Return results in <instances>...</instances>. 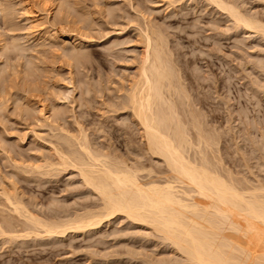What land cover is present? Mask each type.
<instances>
[{
  "label": "rangeland",
  "instance_id": "rangeland-1",
  "mask_svg": "<svg viewBox=\"0 0 264 264\" xmlns=\"http://www.w3.org/2000/svg\"><path fill=\"white\" fill-rule=\"evenodd\" d=\"M19 1L20 0H0V6L3 5L2 7H8L7 9H10V11L8 12L11 13V16L7 15L8 16V18L6 17L7 19H4L2 17V16H6L4 15V13L6 12H3L2 16L0 14V17L2 18V20L0 18V28L2 27L0 29V34H1L0 38L3 37L2 41L4 42L3 43L4 47H2L1 50L4 51V49H6V52H3L2 55H7L9 57L7 58L6 56H4V60H6L7 58L6 62H4L3 58L0 57V64L1 66L7 65V67L10 64L16 65V68L14 67L15 69L12 70L14 71V73L11 71V69L15 65H13L12 68L11 66H9L8 67L9 69L7 67L4 68L3 66V68L6 69L4 70L6 72H3L2 68H0V70L2 73L7 74L11 71L12 74H15V71L18 67L19 68L22 67L23 69L22 71H25V67H27V70H29V72L33 71L32 73L34 74V76L36 74V71L39 74H36L37 77L35 76L33 79L34 81H33L31 78L29 79L30 77L29 75L31 73L27 75L26 72L24 73L21 71V68L20 69L18 68L17 70L25 75L22 74V78H18L16 75L17 73H16L15 75L17 79H15L14 77L15 75H14L13 76L14 82H11L10 80H11L12 74H10L11 76H9V74L7 76H4L6 78L3 79V74L1 73L2 78L0 77V79L1 80L3 79L4 81L3 84L0 81L2 84V88L3 87L4 89L8 88L9 91L12 89L11 92L9 93L7 92L6 94V92L1 91L3 89H1V84H0V89H1L0 98L1 96L6 95V97L3 96V98L4 100L7 99V101L2 100L3 98L0 99V104L2 105V102H3V106H4V107L3 106L1 107L0 105V108H1V111H0V137H1L0 138L1 139L0 140L1 142L0 143L1 144L0 145V149H1L0 150V184L1 186L3 183L4 187H6L7 189H10V187L15 188L17 194L20 192L18 196L20 195L21 196L20 198H22L24 202L29 204L30 207L32 208L34 207L33 209L40 212V214L42 213V214L51 215L55 213H60L63 211V209L64 210L68 209L70 210L69 212H72L73 209L79 210L83 208L84 204H90L87 207L90 208V206H92L91 208H93V203H98V198L96 197V195L91 191L90 188L88 189V187L81 185V183L79 182L80 180H78L79 177L77 176L75 171H73L71 168L69 169L67 168V170L59 169L56 174L55 172L57 170L55 169L53 170L51 169L53 171V174H52L51 170L49 171L42 170L41 171L42 173L38 170L37 171L30 170L31 168L28 165L27 167L29 168L27 169L23 168L26 166L27 162H30V163L32 162L34 164L35 160L36 162L40 161L42 158V155H44L45 153L47 156L49 155V157H51L52 156L51 150L46 149L48 148L49 143L57 142L59 143V145L60 144L64 145L62 140H57V136H56L57 134L65 133V135L67 134L69 136V132H64V131L62 133L61 131L57 132L55 131V127H53L52 125L50 126L48 121H41L40 119L42 118L39 119L40 114L38 115L39 116L38 117L37 114L39 112L36 114V111H38V109H35V108L39 106L40 104H42L40 100H43L44 102L43 104L46 103L48 107H50L52 103H55L57 104V107H59L60 110L64 111L65 125L66 127L68 126V128L65 127V129L69 131L71 130L70 135L71 134L79 135V133L76 130L74 131L75 125L72 123L73 119H71V116L69 117L70 112H68L69 114H67V110L71 109V106H74V105L77 106L79 104V106L74 107V111L77 114L76 116H78L76 119L79 120V122L81 123L82 129H83V132L80 133L79 136L81 137V135L82 136L84 135L83 137L85 139V135H87L86 140L88 142L90 141L89 145L91 144L90 146L94 150H98V151L105 150L106 151L109 149L108 152L111 153L109 154L111 158L113 157L112 159L115 158L114 157L115 155H118L120 158L116 156L117 159L124 160L129 166L138 165L139 164L138 161L142 162L143 166L144 165L145 166L143 167L144 169L140 172V174H145L147 169L153 168L152 173H153V170L155 169L154 174H151V175H156L155 171L160 169V167L161 169L164 168L163 164L161 163L159 159L150 158L149 155H147L145 151L142 148H140L141 146L139 144L140 138H138L139 137L138 132L136 131L135 128L134 129L131 128L133 126L129 127V130H128V127L126 128V124H128V120L125 119V117H123L121 113L119 112L113 113L112 111H109V112H106L105 114H102L103 115L102 117V115L99 114L100 111L98 109L95 110L96 107L98 108V106L101 105V102L99 103L100 101L99 98H101V95H103L102 98L106 95L104 99H107L110 96V94L111 95L114 94V86L117 85L118 79L122 76L130 74L133 71L130 64L127 63L125 60L127 56H129L130 54H133L137 50L135 49V51L131 52L130 46L133 47V43H134L133 41L135 39L137 40V31L139 28L143 27L142 24H144V20L142 17H140L142 13V15L145 14V16L150 17L152 23L156 27H159L160 29H162V31H164V34L167 40V46L169 47L168 50H170V53L172 55L171 57L174 60L176 68L179 69L182 75L184 84L187 85V87L189 88L190 94L192 96L194 95L193 97L196 96L195 98H198L197 105L199 103L200 104L202 103L201 105L199 104L200 106H203L200 109H203V111L205 112L204 113L202 111L204 113L203 114L204 118L207 119L208 121V124H209L208 126H212V127L214 126L213 127L215 128L214 133L216 131L217 132L216 134L219 136V138L216 137L217 135L215 136L216 140H218L217 141L218 143L214 142L216 145L215 144L212 145L214 146V148L212 147V153L210 154V156L212 155L211 158H213L214 156L216 160L214 158L213 160L215 162L219 161L218 163H220L223 172H225L224 175L229 173L231 174L230 176H232L234 180L236 179L235 181H237L238 183H242V184L245 183V185H248V186L252 185V187L253 185L254 187L256 186L262 187L264 191V91L261 92L262 93L261 95L259 93L262 89L260 86L264 85L263 84L264 81H262L264 80V73L262 72V70L260 71L261 67L259 68V66L262 65V61H260L259 64L258 62H256L258 61L257 56H262L264 54V41L262 40L263 36L260 33H255V32L245 33V31H243V29L240 26L237 27L236 29L235 23L233 21L230 22L231 19H229L230 17L227 16L226 13L224 14L223 11H221L214 4L207 3L204 0L203 1H200V0H165V1L164 0H132V1L131 0H102V1L92 0L93 3L90 2L91 0H67L68 1L67 8L68 10L70 9L69 11L72 10V12L69 14L71 15L73 14L72 18L73 16H75L74 14H76V12L78 13V15L76 14L77 16H75L76 19L73 18L74 20L73 19L70 20L69 17H71V15L70 16L68 15L67 17L68 20H63L64 22L61 20V18L63 19V17L65 16L64 18L66 19L67 15L63 14V11L62 13L58 12V14L59 13L61 14L60 15L61 18L58 14H56L55 11H52L58 8L57 4L59 6L61 0H48L46 2H44V0H25L26 2L28 1L27 3H28V6L30 5L29 6L30 8L32 6L31 10L35 12V15L37 16L36 21H35L36 23L34 22L33 24H30V25H33L32 27L29 25L31 28L28 26L30 22H27V20H24L25 18H23L25 16L23 15L24 13L21 9L22 7L21 1L20 2ZM96 1L97 3L98 2L99 3L97 4ZM167 1L170 2V5H169V2ZM52 2H55L53 5V9L51 10V13H52L51 15L52 16L54 15V16L51 17V15H47V18L45 19L44 17L45 10L46 8H48V10H49V7L51 8V5L53 4ZM70 2H72L71 3L72 5H70L71 7L69 6ZM240 2H241L240 3L241 8L243 7L242 9L243 10L245 9L244 11L247 12V14L249 12V15L250 14L252 16L255 15L254 17L256 18L259 16L258 19H261L262 21H264L263 20L264 19V1L263 0L261 1L260 0L258 1L257 0H246V1L244 0ZM83 3H85V5ZM20 4H21V7L19 6ZM86 6L88 7L86 8ZM2 7H0V9L4 11ZM132 7L134 9V12H133V9H131ZM20 9L22 11V14L20 12ZM142 9H144L143 12L141 11ZM150 10H152V12ZM91 11L94 14L93 16L91 14L92 13ZM85 12H88V14ZM62 14H63V17H62ZM133 14H136V15L133 16ZM86 15L89 16L90 18L89 17L87 18ZM54 17L57 19H55ZM38 18L39 20L40 18L41 20H43V21L41 20L38 21V23L40 22V24L37 23ZM8 19L11 21V23L9 22ZM138 19L140 20V22L138 21ZM69 20L70 22L68 25L67 21ZM4 21L9 22L10 23L9 25L12 24L13 26H9L8 23L6 24L4 23ZM72 21L76 23L74 24ZM2 22L4 23V25ZM94 22H95V25H94ZM47 23L50 24L52 27L50 25H47ZM61 24L62 25L64 24L63 25L64 28L62 27ZM66 24L68 26L70 25L71 26L68 27ZM6 25L13 29L11 31L8 29L9 30L8 31L7 28H5L7 27ZM20 25L23 27L21 28ZM15 26L18 27L21 31L17 30ZM80 26L82 28L84 27L83 30L82 28H80ZM137 26H140V27H137ZM78 27L81 30H78L77 29ZM25 28H28V29H25ZM91 28L94 30H92ZM2 29H6V30H2ZM25 30H27V32ZM43 30L44 32L46 31L48 33H51L53 31L54 34H56V31H57V34H56L57 36H55L52 33L55 36V38L53 37L54 40H49V41H46L48 39L45 40L44 39L45 37H42V41L44 39L43 43L45 44V45H42L43 44L42 41L39 42L40 40L39 36L43 35L41 33L43 32ZM79 31H84V32H80V35L84 36L86 34L85 37L79 36ZM12 33L15 35L13 37L18 36L21 38V40L19 38L20 41L17 40L20 44L16 42L17 43L16 46L18 49L14 47L15 45L14 43H12L13 41H11L13 38ZM48 33H45V35ZM65 33L67 34V36H70L71 34V37H73L74 35V37L71 38V40L77 37L75 40H73L74 41L73 43L75 42L80 43L78 44L79 48L77 47L78 48L77 51L80 52L79 53L80 56H77L78 58L77 61L73 59L72 57L70 58L67 55H63L62 50L61 51L59 50L60 45H61L60 39L64 38L65 41H68L70 39V37L69 39L64 37L66 36ZM251 33L253 34L251 35ZM254 33L256 35H254ZM28 35L29 37H27ZM235 36L236 38H234ZM56 38L59 39L60 41V44H58L59 46L53 45V44L59 43ZM81 38H84L85 40L82 42L83 39ZM86 39H87V42H86ZM256 39L258 40L256 41ZM6 40L7 41L9 40V42H7ZM127 40L130 42H127ZM15 41L16 40H14V42ZM50 41H51V44H50ZM69 43L70 42H68L67 44L65 42L66 45L64 44V46L68 49H71L72 44L71 43L69 44ZM81 43H83L82 44L83 46L81 45ZM11 45H14L13 50H9V48L12 47ZM19 45L22 48L25 46L27 51L24 50L25 48L21 49ZM38 45L40 46V48ZM108 45L109 46L111 45L110 48L108 47ZM6 46H8L9 48H7ZM42 46L45 48H42ZM125 46L128 50L124 49ZM53 48L56 50V52H57L56 48H58V53L55 52L54 54L53 52H51L52 50H54ZM46 49H49V51ZM21 50H24L25 52H27V54ZM38 50L40 51V53L42 51V55L39 53ZM43 50L44 51L46 50V51L43 52ZM118 50H121V51H118ZM9 51L10 53L11 52L12 53L11 54L8 53ZM47 51L50 55L47 53ZM43 53L45 54L44 55L45 57L43 56ZM17 54H18V58L16 56ZM37 54H39L40 56ZM249 54L251 56H249ZM82 55L84 56V58ZM33 56L35 57L36 60H39L40 62H42L44 58L46 59V60L44 59V61L42 62V65L44 66V68L43 67L41 68L42 65L39 61H34L35 59ZM38 56L41 59H38ZM66 57L69 59V61ZM10 58L13 61H16L15 58L18 59L19 60L18 62H20L19 66L17 67L18 64H16V62H11L12 60H10ZM32 58L34 61L33 63L36 62L37 66L29 62V61L32 62ZM62 58H64L65 60ZM66 59L68 63L66 62ZM8 60H10L11 63L8 62ZM79 60H82V62ZM45 61H47V63ZM49 61L51 63H48ZM77 62L80 63L81 66ZM4 63H7V64H4ZM252 63H254V66H255L254 68H253ZM30 65L31 67L32 65L33 67L35 66V68L32 67L33 69H30L31 67L30 68L28 67ZM50 66L53 68V70L52 68H50ZM252 68L253 69L258 68L259 70L255 69L251 71ZM34 70H35V73H34ZM67 70H70V72H73L72 78L74 79L72 81H74V84L76 85V86L74 85L75 87L71 86L72 84L68 82L69 81L68 77H66L67 80L65 79V76L69 72ZM192 70L203 73L206 76V79L199 80V81H202V83L200 82L199 87L197 86L199 81L198 82L195 81L196 79H194V76L192 75L193 73L191 74ZM49 72H51V74H49ZM56 72H59V75ZM41 73H43L42 75L44 74L45 75L42 76L43 78L41 77L40 79L39 76L41 75ZM61 73H63V75ZM255 73H257L259 76H256L257 74L255 75ZM49 75L51 76L50 78L48 77ZM24 76L25 77L27 76V78H25ZM35 78H37L36 82H35ZM259 78H260L259 81H254V79L258 80ZM42 79L43 80L45 79L44 82L49 80L47 83H45L46 85L48 84L47 86L43 84L44 82L42 81ZM27 80L28 81L30 80V83L27 82V85L28 84L33 85L34 83V85L31 87V90L29 88L30 85L28 87L25 86L26 85L25 82ZM57 80H58V83H56ZM39 81L40 82L42 81V83H40ZM6 82H7V85H6ZM94 82H96L98 86L96 83L95 85ZM254 82L258 83L259 89H256L257 84H255ZM22 83L24 84L22 85ZM84 83H87V86L89 88L86 87V84ZM92 83L95 85L94 87ZM40 84L45 85V87L42 85L41 87ZM35 85H37L36 86L37 89L39 87H41V89L37 90L35 88ZM106 85H108V87ZM22 86H24L23 88L25 89H23ZM43 87L45 89H43ZM68 88L70 89L72 88V89L70 90ZM105 88H106V91L107 89L109 88L110 89L108 90V92H106ZM26 89H28L29 92ZM83 89L84 90L86 89L85 90L86 92H84ZM254 89H256L257 91ZM17 91L19 93L15 94V92ZM46 91L47 92L49 91V92L47 93ZM254 91H256L258 94L253 93ZM52 93L55 96L52 95ZM8 94H9V97H13V98H9ZM56 94L58 95V97L56 96ZM23 95H25L26 97L25 99ZM42 95L45 96V97L43 96L45 99H43ZM47 95L49 96V98H47L48 97ZM14 97H15V100H13ZM72 99L73 100L75 99V100L73 101ZM199 99H201V101ZM19 101H20V104H19ZM28 103H30V106H32L33 104V106L34 107L36 106V107L35 108H33V106L30 107ZM15 104L17 105L19 104V105L17 106ZM199 105H198V108L200 107ZM21 109H23V111ZM32 109L34 110L35 115H32L33 114V112H31ZM25 111L26 113H24ZM49 112H50L49 114L52 113L51 111ZM120 114L122 115V118ZM32 116H35V117H32ZM31 119L34 121V123H37V122L38 123L33 125L34 123ZM29 123L32 125L30 126ZM38 124L39 126H36ZM33 127L34 129L37 128L35 131L36 132L35 136L33 132L34 131ZM4 128H6V130H4ZM39 131L41 132V134ZM29 132H32V133H29ZM37 133H39L38 136H37ZM36 136L38 138H36ZM39 137L40 138L44 137L45 139L43 138L40 139ZM138 147L140 148V150ZM142 150H143V153L141 152ZM39 151L40 152L42 151V153H40ZM9 153L12 154L13 157ZM37 155L38 156L41 155L39 156L40 159L37 158L39 160L35 158V157H38ZM46 155L43 157H47ZM9 160L11 163L9 162ZM12 161H14L16 164ZM18 161H21V162H18ZM14 164L15 165L18 164V165L15 166ZM220 165L218 166L220 167ZM27 171L28 172L31 171V172L28 173ZM44 172H46L45 175H44ZM52 175H55V176H52ZM2 179H6V180L1 181ZM11 181H12V184H11ZM242 184H239V185H242ZM0 199H1L0 209H3L5 203L1 196H0ZM54 201L56 202L54 203ZM3 210H6V208H4ZM8 213L10 212L7 210L4 211L5 215H7ZM0 217H1L0 219H3L2 216ZM99 227L100 228L98 229L91 228L90 231L86 230L87 233L85 232L83 235L74 234L72 236L68 234L65 236L60 235L57 237L54 236V237H41V238L40 237L31 238L29 236L28 237L20 236V237L15 238V240L11 239L10 241L8 240L5 241L3 240L4 237L0 235V264H193L194 263V262L186 261L184 259L185 257H182L180 253L174 251L172 249V246L166 240L164 242L161 236H159L157 233H154L148 228L137 226L135 222L131 221L130 219L128 220L126 217H123L122 214H114L108 218H105L101 226ZM92 229L94 232L93 231L91 232Z\"/></svg>",
  "mask_w": 264,
  "mask_h": 264
},
{
  "label": "bare ground",
  "instance_id": "bare-ground-1",
  "mask_svg": "<svg viewBox=\"0 0 264 264\" xmlns=\"http://www.w3.org/2000/svg\"><path fill=\"white\" fill-rule=\"evenodd\" d=\"M20 1L22 4V7H21V4L19 6L21 7V9L24 13L23 15L25 16L23 18H25L24 20H27V22H30L28 24V26H29L30 24H33L36 21L37 16L35 15V12H33L31 10L32 6H31V8L29 7L30 5L28 6V3H27L28 1L27 2L25 0H20ZM46 1H48V0H44V2H46ZM200 1H203V0H200ZM204 1H206L207 3L214 4L221 11H223L224 14L226 13V15L230 17L229 19H231L230 22L233 21L235 23L236 29H237V27L240 26L243 29V31H245V33L246 32H248V33L249 32L260 33L263 36L262 40L264 41V21H262L261 19H258L259 16L256 18V17H254L255 16L254 14H253L254 16H252L251 14L249 15V12L247 14V12L244 11L245 9L243 10L242 9L243 7L241 8V6H240L241 2L240 1H244V0H204ZM56 2H58V1H56ZM61 2L59 4V6L57 4L58 8H56V10L55 9L52 10L55 2H52L53 3L52 5L50 4L51 8L49 7V10H48V8H46L45 16H44L45 19L47 18V15L52 14L51 13V10H52V11H55L56 14H58V12L62 13V11H63V14L67 15L66 19L64 18L65 16L63 17V14H62L63 19L61 18L60 13L58 15L60 16L62 21L68 20L67 17H68V15L69 16L71 15L69 13H71L72 10L71 11H69L70 9L68 10V8H67V6H68L67 2L68 1L67 0H63V1L61 0ZM90 2L93 3L92 0ZM167 2H169V1H167ZM71 3L72 2L69 3V6L72 5ZM96 3H97V1H96ZM83 4L85 5V3H83ZM132 4H133V2H132ZM9 5H11V4H9ZM127 5H129V4H127ZM169 5H170V2H169ZM195 5H196V3H195ZM2 6L3 5H1L0 7H2ZM87 7L88 6H86V8ZM133 7L131 9H133ZM4 8H6V9H4ZM7 8L8 7H2V9L4 11H2L0 9V11H2V12H0L1 16H2L3 12H6V13H4V15H6V16H2L4 19L8 18L7 15L11 16V13L8 12V11H10V9H7ZM21 9H20V12L22 14ZM88 9H87V11H88ZM99 9H101V8H99ZM143 10L144 9H142L141 11L143 12ZM75 11H74V13H75ZM135 11H136V9H135ZM150 11L152 12V10H150ZM55 12H53V13H55ZM111 12H112V10H111ZM133 12H134V9H133ZM12 13H13V11H12ZM85 13L88 14V12H85ZM129 13H130V11H129ZM76 14L78 15L77 12H76ZM76 14H74V15L77 16ZM91 14H92V16L94 15L93 12ZM72 15H71V17H69L70 20L73 18L76 19L75 16H73V18H72ZM134 15H136V14H133V16ZM53 16L51 15V17H53ZM86 17L88 18L89 16L86 15ZM140 17H142L144 20V24H142L143 27L138 29L137 40L135 39L133 41L134 43L132 42L133 47L130 46L131 52L135 51V49H137V50L133 54H130L129 56H127L126 60H125L127 63L130 64L133 71L131 70L132 72L130 74L122 76L118 79L117 85L114 86V94H112V95L110 94V96L107 99H104L106 95L103 98H102L103 95H101V98H99L100 99L99 103L101 102V105H99L98 108L96 107L95 110L98 109L100 111L99 114H101V115L105 114L106 112H109V111H112L113 113L114 112L121 113L123 115V117H125V119L128 120V124H126V128L128 127V130H129V127L133 126L131 128H133V129L135 128L136 131L138 132V134H139L138 138H140V140H139L140 141L139 144L141 146L140 148H142L145 151V153L147 155H149L150 158L159 159L161 161V163L163 164L164 168L161 169V167H160V169L155 171L156 175H151V174H154L155 169L153 170V173H152L153 168L147 169L146 173L144 172L145 174H140V172L144 169L143 167L145 166V165L143 166L142 162L138 161V163H139L138 165L129 166L124 160H121V159L118 160L116 157L118 155H115L114 156L115 158L112 159L113 157L112 158L110 157L111 153L108 152L109 149L106 151L105 150L104 151L94 150L90 146L91 144L89 145L90 141L88 142L86 140L87 135H85V139L83 137L84 135L83 136L81 135V137L79 136L80 133L83 132V129H82V126H81V123L79 122V120L76 119L78 117V116H76L77 114L74 111V107L76 105L71 106V109L67 108L68 110H70V111L67 110V114H69L68 112H70L69 117L71 116V119H73L72 123L75 125L74 131L76 130L79 133V135L78 134L77 135L76 134L70 135L71 130L69 131V130L65 129L66 125H65V121H64V117H65L64 111L60 110L59 107H57V104H55V103L51 102L52 103L51 106L48 107L46 103L43 104L44 103L43 100H40L42 102V104L37 106L38 108L36 106H35L36 107L35 108L32 104L33 108L38 109V111H36V114L39 112L37 114V116L40 114V117L38 116L39 119L42 118L43 120L40 119L41 121H48L50 126L52 125L53 127H55V131H57V132L58 131H61V133L63 131L69 132V136L67 134L65 135V133H62V134L56 133L57 134L56 135L57 140H62L64 145H61V144L59 145V143H57V142L56 143H49L48 148H46V149L51 150V152H52L51 157H49V155L47 156L45 153L44 155H42V158L40 161L36 162V160H35L36 163L34 162V164L32 162H31L32 164L30 162H27L28 164L26 163V166L23 168L27 169L30 167L31 168L30 170H36V171L38 170L40 172L42 170L49 171L51 169L52 170L55 169V170H57L55 172V174L58 172L59 169L67 170V168L68 169L71 168L73 171H75V173L79 177L78 180H80L79 182L81 183V185L88 187V189L90 188L91 191L96 195V197L98 198V203L92 202L93 208L95 207L94 209L91 208L92 206H90V208L87 207L90 204H84L83 208L80 207L81 209H79V210L73 209L72 212H69L70 210H68V209L67 210L63 209L62 212L51 214V215L42 214V213L40 214V212L33 209L34 207L33 208L30 207L29 204L24 202L23 199L20 198L21 197L20 195L18 196V194H20V192L17 194L15 188H11V187H10V189H7L6 187H4L3 183L1 182L2 186L0 184V196L2 197V199L5 203L4 208H6V210L9 211L10 213L5 215L4 211H6V210H3L4 208L0 209V214H1L0 216L3 217V219H0V235L4 237L3 240H5V241L6 240L10 241L11 239L15 240V238L20 237V236H22V237L23 236L24 237L29 236L31 238L32 237H40L41 238V237H54V236L57 237L60 235L65 236L67 234L71 235V236L74 234H76V235L82 234L83 235L86 232V230L90 231L91 228H94V229L100 228L99 226H101V224L105 218H108L114 214H122L123 217H126L128 220L130 219L131 221L135 222L137 224V226H140L143 228H148L149 230L153 231L154 233H157L159 236H161V238L164 240V242L166 240L172 246V249L174 251L180 253V255H182V257H185L184 259L188 262H194L196 264H264V191H263L262 187H257V186L254 187V185L252 187V185L248 186V185H245V183H243V184L238 183L237 181H235L236 179L234 180L233 177L230 176L231 174L227 173L226 175H224L225 172H223L220 163H218L219 161L215 162L213 160V158L215 159L214 156H213V158H211L212 155L210 156V154L212 153V147L214 148V146H212V145L215 144L214 142L218 141V140H216V137L219 138V136L216 134L217 132L215 131V133H214V130H215V128H213L214 126L213 127L208 126L209 125L208 121H207V119L204 118V115H203L205 112L203 111V109H200L201 107H203V106H200L202 103L201 104L199 103L200 105L198 104L200 106L198 108V105H197V102H198L197 99L198 98H195L196 96L193 97L194 95L192 96L190 94L189 88L187 87V85L184 84L183 79H182V75H181L179 69L176 68L174 60L171 57L172 55L170 53V50H168L169 47L167 46V40H166V36L164 34V31H162V29H160L159 27H156L152 23L150 17L145 16V14L142 15V13H141ZM10 18H12V17H10ZM55 19H57V18H55ZM1 20H2V18H1ZM40 20H41V18H40ZM40 20L38 18L37 23ZM70 20L67 21L68 23L66 22L68 25H69ZM41 21H43V20H41ZM50 21H52V20H50ZM76 21H78V20H76ZM138 21L140 22L139 19H138ZM9 22L11 23L10 20H9ZM9 22L4 21V23H6V24L8 23V25L10 24ZM12 22H13V20H12ZM141 22H142V20H141ZM4 23H3V25H4ZM38 24H40V22ZM88 24H87V26H88ZM91 24H92V22H91ZM47 25H50V24L47 23ZM63 25H62V27H63ZM94 25H95V22H94ZM9 26H13V25L11 24ZM9 26H7L5 28H7V30L9 29L11 31L13 28H10ZM30 26L32 27L33 25H30ZM40 26H38V27H40ZM70 26H68V27H70ZM140 26H141V24H140ZM140 26H137V27H140ZM22 27L23 26H21V28ZM24 27H26V26H24ZM59 27H60V25H59ZM28 28H25V29H28ZM80 28H82V27L80 26ZM83 28H82V30H83ZM113 28H115V27H113ZM233 28H234V26H233ZM16 29L20 30L18 27H16ZM46 29H47V27H46ZM77 29L81 30V29H79V27ZM121 29H122V27H121ZM2 30H6V29H2ZM92 30H94V29H92ZM25 31L27 32V30H25ZM47 31H49V30H47ZM80 32H84V31H79V36H81ZM113 32H114V30H113ZM18 33H16V34H18ZM41 33L43 35L39 36V38H40L39 42L42 41V37H45L44 39L45 40L48 39L46 41H49V40H54L53 37L55 38V36H57L56 35L57 31H56V34H54L53 31L51 33H48L46 31L44 32V30ZM45 33H48V34L45 35ZM255 33H254V35H256ZM236 34H237V32H236ZM252 34L253 33H251V35ZM2 35H3V33H2ZM82 35H83V33H82ZM85 35L81 36V37H85ZM0 36H1V34H0ZM4 36H5V34H4ZM13 36H15V35L13 34L12 37ZM17 37L18 36L13 37L11 40V41H13L12 43H14V45H15V46L11 45L12 49L9 48L8 46H6L7 48H9V50H13L14 47L17 48L16 42H18L17 40H19V38H20V37H18V39H17ZM27 37H29V35ZM64 37H66L68 39L70 37V39L68 41H65L64 38H61L60 39L61 45H60L59 50L60 51L62 50L63 55H67L70 58L72 57L73 59H75L77 61L78 60L77 56H80L79 55L80 52L77 51V49L79 48L78 44H80V43L79 42L73 43L74 42L73 40H75L77 37L73 40H71V38H73L74 35H73V37H71V34H70V36H67V34H66V36H64ZM2 38L3 37L0 38V57L3 58L4 62H6L7 58H9V57L7 55H2L3 52H6V49H4V51L1 50L2 47H4L3 46L4 42L2 41L3 40ZM126 38H127V36H126ZM234 38H236V36ZM44 39H43L42 43L44 42ZM81 39H83L82 42L85 40L84 38H81ZM9 40H10V38H9ZM9 40L8 41L6 40V41L9 42ZM14 40H16V41L14 42ZM20 40H21V38H20ZM57 40L59 43L53 44L54 43V41H53L52 44L59 46L58 44H60V41H59V39H57ZM128 40H127V42H130ZM237 40H238V38H237ZM257 40L258 39H256V41ZM65 42L67 44H68V42H70L72 44V48L71 47H70L71 49L66 48L64 46ZM86 42H87V39H86ZM111 43H109V44H111ZM118 43H116V44H118ZM18 44H20V43L18 42ZM32 44H30V45H32ZM41 44H40V46H41ZM50 44H51V41H50ZM82 44L83 43H81V45ZM258 44H259V42H258ZM42 45H45V44L43 43ZM256 45H257V43H256ZM34 46H35V44H34ZM40 46H39V48H40ZM82 46H80V47H82ZM110 46L108 45L109 48H110ZM128 46H129V44H128ZM19 47H20V45H19ZM20 48L23 49V48H25V46L23 48L22 47H20ZM42 48H45V47L42 46ZM51 48H50V50H51ZM58 48H56L57 52L55 49H54L55 51L52 50L51 52H53L54 54H55V52L58 53ZM17 49H16V51H17ZM37 49H38V47H37ZM124 49H127L126 46ZM24 50H26V48ZM24 50H21V51H24ZM39 50H41V49H39ZM46 50L49 51V49H46ZM45 51L43 50V52H45ZM48 51H47V53H48ZM118 51H121V50H118ZM8 53H10V51ZM13 53H15V52H13ZM25 53L27 54V52H25ZM28 53H30V52H28ZM39 53H40V51H39ZM235 53H237V52H235ZM18 54L16 55L17 58H18ZM40 54L42 55V51ZM37 55H39V54H37ZM44 55L45 54L43 53V56ZM263 55L257 56L258 61H256V62H258V64H259V62L262 61V65H260L259 68L261 67L260 71L262 70V72L264 73V59H263L264 56ZM4 56L7 57L6 60H4ZM39 56H38V59H41V58H39ZM53 56H55V55H53ZM249 56H251V55L249 54ZM64 58H62V59H64ZM83 58H84V56H83ZM252 58H253V56H252ZM34 59H35V57H34ZM44 59H43V61H44ZM51 59H52V57H51ZM67 59H66V62H67ZM73 59H71V60H73ZM85 59H84V61H85ZM10 60H12V59L10 58ZM10 60H8V62H10ZM15 60L16 61L12 60L11 62H16V64H18L17 65V67H18L20 62H18L19 60L16 58H15ZM34 61H39V60L35 59ZM34 61L32 58V62L31 61H29V62L31 64L37 66L36 62L33 63ZM47 61H45V62L47 63ZM68 61H69V59H68ZM79 61L82 62V60H79ZM42 62H40L41 65H42ZM10 63H8V64H10ZM48 63H51V62L49 61ZM72 63H73V61H72ZM4 64H7V63H4ZM78 64L80 65V63H78ZM252 64H253V68H254L255 67L254 63H252ZM13 65H15V64H10V65H8V67L11 66V68H12ZM33 65H32V67H33ZM44 65H46V64H44ZM79 65H77V66H79ZM0 66H1V64H0ZM3 66H4V68L7 67V65H3ZM3 66H1L0 68L3 69L2 70L3 72H6V71H4L6 69H4ZM20 66H22V65H20ZM51 66H50V68L53 67V66L52 67ZM14 67L16 68V65L13 66L12 69L10 68L11 71L15 69ZM28 67L30 68L31 65ZM32 67L30 69L35 68V66L33 68ZM42 67L44 68L43 65L41 66V68ZM20 68L22 71L23 70L22 67H20ZM53 68H52V70H53ZM253 68L251 69V71H253L255 69L259 70L258 68H255V69H253ZM8 69H7V71H8ZM17 69L15 71V74L17 73L16 75L18 78H22L23 73H21ZM35 70H34V73H35ZM42 70H44V69H42ZM42 70H40V71H42ZM11 71L6 74V73H2L0 70V77L2 76V74H3V79L6 78L4 76H7L8 74H9V76H11L10 74H12V72L14 73V71H12V72ZM38 71H39V69H38ZM67 71H69L68 72L69 75L66 73L67 75L65 76V79L67 80L66 77H68V79H69L68 82H70V84H72L71 86H74L75 85L74 81H72L74 79V78H72L73 72H70V70H67ZM22 72H24V73L26 72L27 75L29 73H31L29 75L30 76L29 79L31 78L32 80L34 79L36 74H39L36 71V74L34 76V74L32 73L33 71L29 72V70H27V67H25V71H22ZM42 72H44V71H42ZM256 72H258V71H256ZM56 73H58V75H59V72H56ZM15 74H12L11 80H10L11 82H14L13 81L14 77H15V79H17ZM32 74H33V76H32ZM42 74L43 73H41L40 76L38 75L40 77V79L42 76L45 75V74L44 75H42ZM49 74H51V72H49ZM61 74L63 75V73H61ZM61 74H60V76H61ZM191 74L194 76V79H196L195 81H197V82L199 80L206 79V76L203 73L197 72L195 70L194 71L192 70ZM256 74L257 73H255V75ZM19 75H21V76H19ZM23 75H25V74H23ZM53 76H54V74H53ZM256 76H259V75L257 74ZM48 77L50 78L51 76L49 75ZM25 78H27V76ZM3 79L2 80L0 79L2 84L4 82ZM36 79L37 78H35V82H36ZM18 80H20V79H18ZM21 80H23V79H21ZM44 80L42 79L43 82H44ZM50 80H52V79H50ZM259 80H260V78L258 80L254 79V81H259ZM24 81H25V79H24ZM33 81H32V83H33ZM42 81L41 82L39 81V82L42 83ZM48 81L49 80H47L43 84L47 83ZM262 81H264V80H262ZM1 82H0V84H1ZM27 82L30 83V80L29 81L27 80L25 82L26 83L25 86L28 87L30 84L27 85ZM99 82H101V81H99ZM200 82L202 83V81H199V83L197 85L198 87L200 86ZM56 83H58V80ZM95 83L96 82H94V84ZM2 84H1V89H3V90L0 89L1 91L6 92V94H7V92L8 93L11 92L12 89L9 91L8 88L7 89H4V87L2 88ZM23 84L24 83H22V85ZM36 84H38V83H36ZM84 84H86V87H88L87 83H84ZM94 84H93V87L97 83L95 85ZM255 84H257L256 89H259L258 83H255ZM259 84H260V82H259ZM6 85H7V82H6ZM33 85H34V83H33ZM33 85H30V87H29L30 90H31V87ZM41 85L42 84H40V86ZM45 85H42V86L45 87ZM88 85H89V83H88ZM108 85H106V86L108 87ZM36 86L37 85H35V88H36ZM97 86H98V84H97ZM23 87L24 86H22V88ZM41 87H39L38 89L40 90ZM44 87H43V89H45ZM260 87L262 89L260 92L258 90V92L261 95L262 94L261 92L264 91V85H262ZM35 88H34V90H35ZM56 88H57V86H56ZM23 89H25V88H23ZM68 89H70V88H68ZM109 89H107V91H106V88H105V91L108 92ZM256 89H254V90H256ZM6 90H8V91H6ZM26 90L28 91V89H26ZM26 90H24V91H26ZM57 90H58V88H57ZM85 90H84V92H86ZM18 91L15 92V94L16 93L18 94L19 93ZM256 91H254L253 93L258 94ZM57 94H58V92H57ZM57 94H56V96L58 97ZM65 94H66V92H65ZM83 94H85V93H83ZM104 94H106V93H104ZM25 95H23L24 99L26 98ZM52 95H54V94L52 93ZM107 95H109V94H107ZM3 96L6 97V95H3ZM3 96H1L0 99H2ZM43 96L44 95H42V97ZM72 96H73V94H72ZM8 97H9V94H8ZM15 97L13 100H15ZM44 97H43V99H45ZM79 97H80V95H79ZM9 98H13V97H9ZM47 98H49V96ZM52 98H54V97H52ZM63 98H64V96H63ZM56 99H55V101H56ZM2 100H4V98ZM2 100H1V102H2ZM199 100L201 101V99H199ZM4 101H7V99ZM31 103H33V102H31ZM68 103H70V102H68ZM71 103H72V101H71ZM89 103H90V101H89ZM19 104H20V101H19ZM28 104L30 106V103H28ZM15 105H17V104H15ZM86 105H88V104H86ZM2 106H3V102H2L1 107ZM32 106H30V107H32ZM77 106H79V104ZM21 108H23V107H21ZM21 110L23 111V109H21ZM0 111H1V108H0ZM49 111H51L52 113L49 114L50 113ZM3 112H4V110H3ZM31 112H33L32 115H35L33 109ZM10 113H11V111H10ZM24 113H26V111ZM108 114H106V115H108ZM122 115H121V118H122ZM32 117H35V116H32ZM99 117H101V116H99ZM102 117H103V115H102ZM114 118H116V117H114ZM23 119H25V118H23ZM4 120H6V119H4ZM4 122H6V121H4ZM9 122H10V120H9ZM33 123H34V121H33ZM37 123H34L33 125H35ZM29 125L31 126L32 124L29 123ZM44 125H42V126H44ZM36 126H39V124ZM66 128H68V126ZM36 129L37 128L34 129V127H33L34 136L36 134V132H35ZM4 130H6V128H4ZM31 131H32V129H31ZM29 133H32V132H29ZM38 134L39 133H37V136H38ZM40 134H41V132H40ZM84 134H86V133H84ZM37 136H36V138H38ZM132 136H133V134H132ZM42 138L45 139L44 137H42ZM42 138H40V139H42ZM4 139H6V138H4ZM131 141H132V139H131ZM46 143H48V142H46ZM46 146H47V144H46ZM10 148H12V147H10ZM140 148H139V150H140ZM143 150L141 151L142 153H143ZM42 151L41 152L39 151V152L42 153ZM48 152H50V151H48ZM10 155L12 156V154H10ZM45 155L47 157H43ZM39 156H41V155H39ZM39 156L35 157V158L40 159ZM140 156H141V154H140ZM20 159H22V158H20ZM39 159H37V160H39ZM10 160H9V162H10ZM12 162H14V161H12ZM18 162H21V161H18ZM17 165H15V166H17ZM27 165L29 167H27ZM218 165H220L221 168ZM21 170H23V169H21ZM52 170H51V172L53 174ZM29 172H31V171H29ZM59 173H60V171H59ZM59 173H58V175H59ZM45 174H46V172H44V175ZM40 176H41V174H40ZM52 176H55V175H52ZM52 176H50V177H52ZM11 178H9V179H11ZM3 180H6V179H2L1 181H3ZM12 181H11V184H12ZM239 184H242L243 186L239 185ZM55 202L56 201H54V203ZM92 231H93V229L91 230V232Z\"/></svg>",
  "mask_w": 264,
  "mask_h": 264
}]
</instances>
